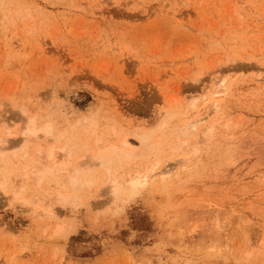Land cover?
Returning a JSON list of instances; mask_svg holds the SVG:
<instances>
[{"label":"rangeland","instance_id":"374dc122","mask_svg":"<svg viewBox=\"0 0 264 264\" xmlns=\"http://www.w3.org/2000/svg\"><path fill=\"white\" fill-rule=\"evenodd\" d=\"M219 78L232 87L217 117ZM29 117L54 135L26 140ZM6 136L0 264H264V0H0ZM68 139L81 182L68 169L39 183ZM125 140L138 152L107 173L95 157ZM165 166L180 177L114 201V174Z\"/></svg>","mask_w":264,"mask_h":264},{"label":"bare ground","instance_id":"6f19581e","mask_svg":"<svg viewBox=\"0 0 264 264\" xmlns=\"http://www.w3.org/2000/svg\"><path fill=\"white\" fill-rule=\"evenodd\" d=\"M226 78H219V79H216V80H214L215 82V84H214V89L211 91V95L210 96H208L207 97V100H209L208 102H207V104L205 105V107H206V109H209V110H211V111H214V112H216V114L218 113V115H217V117H219L220 115H222V114H220L219 112L222 110V100H224L225 98H227L228 96H229V94H228V89H229V87L231 86L232 87V85H230L229 86V83L227 84L226 83ZM230 87V88H231ZM230 90V89H229ZM227 96V97H226ZM225 97V98H224ZM196 99H198V98H196ZM206 100V101H207ZM193 106H194V104H193ZM202 114L204 113V112H201ZM211 113H213V112H211ZM166 117V116H165ZM216 117V118H217ZM215 118V119H216ZM81 120V119H80ZM207 120V117H205L204 115H202V118H200L199 119V122H202L203 124H205L206 121ZM25 122V127L23 126V128H24V132H23V135H25V136H23V137H25L26 138V140L27 139H29V138H31V139H36L35 137H38L39 135V131H43L44 133H46L47 135H54V131H55V129H53V128H55V127H53V125L50 123V122H46L42 127H37V122H36V118L35 117H29V118H27V120L26 121H24ZM81 122V121H80ZM173 122V121H172ZM205 122V123H204ZM174 123V122H173ZM213 123H215V122H213ZM227 124V123H226ZM8 125V124H7ZM6 125V126H7ZM75 125V124H74ZM168 125V124H167ZM170 125V124H169ZM223 125H225V123L223 124ZM228 125V124H227ZM227 125H225V126H227ZM190 126H195V122H191V121H189V123L187 124V125H185L184 126V128H181L182 129V131H183V133H185V134H189V132H188V129H189V127ZM10 127L11 126H9L8 128L6 127H3L2 129L4 130V128L5 129H10ZM213 125H209V126H207L205 129H204V131H205V135H209L208 133H210V132H212L213 131ZM177 128L179 129L178 131L179 132H181V129H180V127H176V129H175V132H177ZM168 129V128H167ZM10 131V130H9ZM8 132V131H7ZM67 132V131H66ZM65 132V133H66ZM59 134H61L62 132H58ZM57 132L55 133L56 134V136H59V135H57L58 134ZM150 133V132H149ZM207 133V134H206ZM6 134V133H5ZM11 133H7L6 135H10ZM12 135V134H11ZM139 137V140L141 141V145H143V147L146 149V150H148V151H152V150H157L156 149V145L155 144H153V137L151 136V135H149V134H144L143 133V135H141L140 134V136H138ZM7 136L3 139V140H0V144H3V143H7V142H9V140H7ZM9 139V138H8ZM16 140V139H15ZM13 141V142H11L10 143V145L11 146H16L17 144H19L21 141L19 140V141ZM22 140H23V138H22ZM69 140L70 139H68L66 142H65V144L64 145H62L61 147H60V150H62V153H63V155H64V157H66L67 156V159H65V160H67L65 163H61V164H59L58 163V161L56 160V161H53L52 162V164L50 165H47L45 168H43V169H40L39 168V170L38 171H35V170H33V171H35L34 172V174H35V176H36V179H37V181L40 183L41 181H42V179L45 177V176H47V175H52V176H55L56 174H58V172L59 171H63L64 173H67V171H68V169L71 171V173L72 174H70V175H68V179H69V182L73 185V187L75 186V185H77L78 183H80L81 181H80V179L78 178V174L80 173L79 172V170L78 169H80V168H78V166H81V164L79 165V164H77L78 166H76V165H72L70 162H68V161H70L69 160V158H70V156H71V151H70V148H69ZM100 141V140H99ZM122 146H124V148L122 149V148H120V150L119 151H113V153H112V149L110 150L111 152H109V154L110 153H112L111 155H108V154H106V153H99V154H101V155H99L98 154V156H96L95 158H98V161H100V164L102 165V166H104L103 168L105 169V170H108L107 171V173H110L111 172V169H110V165H114V159L115 160H118V161H124L125 159H128L130 156H132V155H134V154H136V152H138V151H136V152H134L135 151V149H134V151H133V149H129V147H130V145H129V142L128 141H122ZM142 147V148H143ZM174 148H175V146H174ZM43 149V148H42ZM42 149L41 148H39L38 149V151H39V158L40 159H42V158H47L48 160H52V158L54 157V155H55V150H54V147L53 146H51V147H49V148H47L46 149V151L44 152V153H42ZM108 149V148H107ZM115 149H117V148H115ZM114 150V149H113ZM103 152H104V150H102ZM1 152V151H0ZM61 152V151H60ZM42 155H41V154ZM62 153H61V155H62ZM1 154V153H0ZM88 154V153H87ZM87 154H85L86 156H83V157H86L87 158ZM92 155H93V153H92ZM92 155H90V153L88 154V156H92ZM89 157V158H90ZM94 157V156H93ZM37 158V157H36ZM86 158H84V159H86ZM71 159V158H70ZM88 159V158H87ZM91 159V158H90ZM93 159V158H92ZM186 159V158H185ZM185 159H180V161H176V162H181V160H185ZM37 160H39V159H37ZM82 160V159H81ZM40 161V160H39ZM83 161V160H82ZM88 162H89V159L87 160ZM87 161H85L84 163H85V166H86V164H88L87 163ZM92 161V160H91ZM90 161V162H91ZM186 161V160H185ZM33 161H31V163H32ZM41 162H42V160H41ZM79 162V161H78ZM188 161H186L185 163H187ZM30 163V164H31ZM44 163V162H43ZM43 163H41V164H43ZM80 163V162H79ZM83 162H82V164H84ZM29 164V165H30ZM179 165V164H178ZM187 165V164H186ZM185 165V166H186ZM156 166V165H155ZM155 166H153L152 167V169L154 170V169H156L155 168ZM25 167V166H24ZM39 167V166H38ZM166 167V169H163L162 170V168H161V170L159 171H156V172H154L153 170L151 171V173L149 172L150 170H145V171H147V172H137L136 174L134 173V174H130V172L128 173V175H127V179H125V180H121L120 179V177L117 175H115L114 173V175L112 176V179L110 178V180H111V183H110V185H111V187L109 186V189L111 190V195H113V197H114V201L116 200V201H118L117 199H121L123 196H125V195H130V194H132L133 192H136L137 191V189L140 187V186H143V185H146L147 183H148V181L150 182L151 180H155V178L157 177V176H159V180L161 181V183H164L165 181H167V179H169L170 177V175H172L171 174V172L173 173V169H168V167L167 166H165ZM164 167V168H165ZM181 167V169L183 170V167L184 166H182V164H180V166H179V168ZM42 168V167H41ZM82 168V167H81ZM84 168V167H83ZM170 168V167H169ZM178 168V169H179ZM184 168H186V167H184ZM157 170V169H156ZM175 170H176V168H175ZM181 170V171H182ZM185 170V169H184ZM186 170H188L187 168H186ZM32 171V172H33ZM184 172V171H183ZM183 172H182V175H183ZM187 172V171H186ZM150 173V174H149ZM185 173V172H184ZM170 174V175H169ZM167 175H168V177H167ZM176 175H178L177 173L173 176V177H177ZM181 175V176H182ZM110 176H111V174H110ZM125 176V175H124ZM179 177H180V175H178ZM109 180V181H110ZM176 180V179H175ZM174 180V181H175ZM93 181V179L91 178V180H90V182H92ZM160 181H159V183H160ZM168 181H170V180H168ZM173 181V182H174ZM178 181V180H177ZM172 182V183H173ZM159 184L160 186H162L163 184ZM167 184H168V182H167ZM170 184V183H169ZM165 186V185H164ZM0 187H1V185H0ZM17 194V193H16ZM60 195V197H63L64 198V194H62V193H60L59 194ZM59 196H58V200H60L61 198H60ZM57 199V198H56ZM113 199V198H112ZM63 200V199H62ZM59 227V226H58ZM57 231V230H56ZM58 232H60V231H58Z\"/></svg>","mask_w":264,"mask_h":264}]
</instances>
